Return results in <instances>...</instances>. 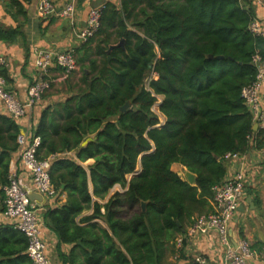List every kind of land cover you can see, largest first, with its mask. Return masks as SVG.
Returning <instances> with one entry per match:
<instances>
[{
  "label": "trees",
  "instance_id": "trees-1",
  "mask_svg": "<svg viewBox=\"0 0 264 264\" xmlns=\"http://www.w3.org/2000/svg\"><path fill=\"white\" fill-rule=\"evenodd\" d=\"M12 2L24 12L19 0ZM254 19L252 0L105 4L97 34L77 52L82 74L76 91L43 111L35 133L39 157L51 159L55 189L68 193L66 203L45 213L59 243L73 245L60 254L65 264H173L171 257L201 264L187 257L188 240L176 247L177 238L195 213L213 210V187L228 171L226 154L244 155L264 144L242 96L256 79L254 55L264 59V37L250 30ZM19 35L0 26L2 40ZM151 71L156 77L147 87ZM0 75L9 80L6 68ZM19 134L16 120L0 113V211ZM175 163L195 174V184L178 175ZM118 183H128V190L104 206L93 201ZM92 207L81 219L86 224L78 223ZM95 218H104L109 229ZM27 248L23 232L0 225V264H32Z\"/></svg>",
  "mask_w": 264,
  "mask_h": 264
},
{
  "label": "built area",
  "instance_id": "built-area-1",
  "mask_svg": "<svg viewBox=\"0 0 264 264\" xmlns=\"http://www.w3.org/2000/svg\"><path fill=\"white\" fill-rule=\"evenodd\" d=\"M104 7L105 4L90 8L84 26L77 30V37L81 42L86 43L97 34ZM39 12L45 19L61 16L74 22L78 11L73 0H66L61 10L56 0H40ZM250 30L264 37V25L259 19L253 20ZM36 62L41 71L29 85L24 101L7 88V79L0 75V100L4 103L8 115L15 120L31 113L50 90L54 80L47 78L46 74L51 67L61 68L65 79L79 68L75 48L57 51L55 54L37 49ZM253 62L257 67L256 79L243 88L242 96L253 116L254 123L264 131V59L256 53ZM8 63L7 56L0 54V69L5 68ZM35 133L36 130L30 133L20 131L17 152L21 168L19 167L18 171H10L9 182L4 186L5 206L4 210L0 211V218L26 235L27 253L32 264H53L48 254V244L43 237L45 221L40 215L43 209L41 201L32 200L29 194L37 193L46 198H55L58 191L51 180V159H41L38 155L41 139ZM262 149L264 151V144ZM242 155L227 153L225 158L228 161L240 160L243 158ZM29 180L32 187L29 186ZM213 192V210L195 216L187 232L177 238L176 247L181 249L185 240L197 234L209 235L215 232L224 251V264H247L254 256L251 244L242 237L236 241L232 233V223L245 200V171L242 168L235 170L221 184L215 185ZM195 258L201 264H211L202 256H195Z\"/></svg>",
  "mask_w": 264,
  "mask_h": 264
},
{
  "label": "crops",
  "instance_id": "crops-1",
  "mask_svg": "<svg viewBox=\"0 0 264 264\" xmlns=\"http://www.w3.org/2000/svg\"><path fill=\"white\" fill-rule=\"evenodd\" d=\"M12 1L0 0V26L7 29H19L21 35L17 36L13 41L0 39V54L6 55L9 60L8 65L5 67L9 75L7 88L22 101L26 99L29 85L39 76V72L41 71L36 62V50H45L46 52L55 54L57 51L75 48L77 52L80 50L83 54L84 50L81 48L83 42L78 39L77 30L79 27L84 26L90 8L98 7L107 2H114L116 4H120L121 2V0H73L76 3L78 12L76 20L70 22L69 19L61 16H55L49 19L41 17L39 12L40 0H19L23 6V13L19 12ZM65 1L56 0L59 10L62 9ZM252 1L256 11V18L262 21L264 25L263 0ZM85 63L84 65H86ZM81 69L82 65L81 68L79 67L67 79L64 78V72L61 68L51 67L49 69L46 76L54 80L52 86L45 94L43 100L33 108L31 113L16 120L21 132L30 133L31 131H35L40 123L43 111L48 106L66 100L67 97L76 91V83H79V80L75 82L74 76L79 73L76 77H81ZM0 113L8 115L5 105L1 100ZM242 156L243 158L240 160L229 161L228 171L225 177L228 178L239 168H242L246 174L245 200L232 223L233 238L237 241L242 237L250 242L254 256L249 259L247 264H264V151L262 147L253 144L250 150ZM91 161H87L84 165L89 164ZM173 165L176 169L183 168L186 171L188 170L181 164L175 163ZM178 165L181 166L178 167ZM19 167L21 168V164L17 152L12 157L10 171H18ZM140 169L141 166L139 165V171ZM127 180L130 181L128 176ZM31 184V180H29V186L32 187ZM193 184H195V181ZM89 187L92 193V182H90ZM127 190L128 183L126 186L118 183L111 188L105 198L100 199L93 196V201L99 202L104 206L113 195L116 193H125ZM67 200V192H58L57 197H43L41 201L43 209L40 215L45 221L43 237L48 244V254L53 264H65L60 254H68L73 245L59 243L56 233L49 227L45 220V213L50 207H61ZM102 211L104 212L105 209L103 208ZM93 212V207L84 211V213L77 217V222L83 225L86 224L82 223V217L91 215ZM92 222L109 229L104 218H95ZM191 223L189 222L186 225V229L190 227ZM6 224L0 218V225ZM186 254L187 257L193 259H196L195 256H202L211 264H224V251L220 246L215 232H211L209 235L197 234L190 237L188 246L186 247ZM170 261L173 264H188L187 260L177 259L176 257H171Z\"/></svg>",
  "mask_w": 264,
  "mask_h": 264
},
{
  "label": "rangeland",
  "instance_id": "rangeland-1",
  "mask_svg": "<svg viewBox=\"0 0 264 264\" xmlns=\"http://www.w3.org/2000/svg\"><path fill=\"white\" fill-rule=\"evenodd\" d=\"M79 67L81 68V64L79 65ZM79 74V73H78ZM78 74H76L75 76H74V79H75V82H77L78 80H79V78H80V76L79 77H76ZM156 77V75L151 71L150 73H149V75L147 76V78L145 79V85L147 86V87H149V85H150V80L152 79V78H155ZM161 99H162V96H159L158 97V101H161ZM159 103H156L155 104V106L153 107V110L156 112V113H158L159 114V116H160V120H161V123H163L164 122V116L160 113V111H159ZM181 165H178V167H180ZM177 173H178V175L179 176H181L183 179H185V180H187L188 181V179H187V175H186V170H184L183 168H179V169H176V167H174V165H173V167H172ZM139 170V165H138V167H137V171ZM131 176V177H130ZM133 176H132V174H129L128 175V178H132ZM127 212V209H126V207H123V205L121 206V214L124 216V217H127L128 216V214H125ZM196 214H198V213H195V216H197Z\"/></svg>",
  "mask_w": 264,
  "mask_h": 264
},
{
  "label": "water",
  "instance_id": "water-1",
  "mask_svg": "<svg viewBox=\"0 0 264 264\" xmlns=\"http://www.w3.org/2000/svg\"><path fill=\"white\" fill-rule=\"evenodd\" d=\"M113 47L114 46H111L110 50ZM218 58H223V56H218ZM151 67H153V64H151ZM128 105H129V102L124 107H122L121 110L122 111H125L128 108ZM254 129H257V125L256 124L254 125ZM136 174H138V173H136ZM186 175H187L188 182L191 183V184H193L194 181H195V174L187 170L186 171ZM29 196H30V198L32 200H34V199H37L39 201H42L43 200V196L40 195V194H37V193L29 194ZM145 205H146V202H142V206H143L144 209H145ZM79 243H81V242H79Z\"/></svg>",
  "mask_w": 264,
  "mask_h": 264
}]
</instances>
